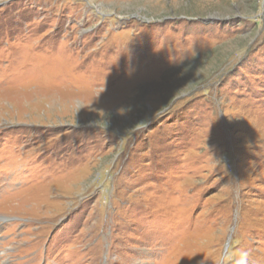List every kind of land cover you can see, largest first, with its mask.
<instances>
[{
	"label": "rangeland",
	"instance_id": "1",
	"mask_svg": "<svg viewBox=\"0 0 264 264\" xmlns=\"http://www.w3.org/2000/svg\"><path fill=\"white\" fill-rule=\"evenodd\" d=\"M0 216V264H264V0H0Z\"/></svg>",
	"mask_w": 264,
	"mask_h": 264
},
{
	"label": "bare ground",
	"instance_id": "2",
	"mask_svg": "<svg viewBox=\"0 0 264 264\" xmlns=\"http://www.w3.org/2000/svg\"><path fill=\"white\" fill-rule=\"evenodd\" d=\"M0 218H3V217L0 216ZM2 220H3V219H2ZM4 222H5V221H4Z\"/></svg>",
	"mask_w": 264,
	"mask_h": 264
}]
</instances>
